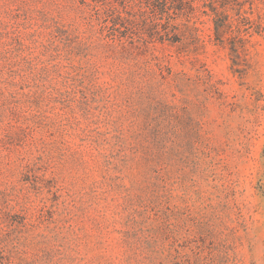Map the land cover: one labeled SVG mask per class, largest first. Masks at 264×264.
<instances>
[{
	"label": "rangeland",
	"instance_id": "1",
	"mask_svg": "<svg viewBox=\"0 0 264 264\" xmlns=\"http://www.w3.org/2000/svg\"><path fill=\"white\" fill-rule=\"evenodd\" d=\"M139 1L0 0V264H264V0L239 56Z\"/></svg>",
	"mask_w": 264,
	"mask_h": 264
},
{
	"label": "trees",
	"instance_id": "2",
	"mask_svg": "<svg viewBox=\"0 0 264 264\" xmlns=\"http://www.w3.org/2000/svg\"><path fill=\"white\" fill-rule=\"evenodd\" d=\"M207 3H204V7L206 6L209 11L212 14V24H213V37L214 40L217 41L220 44H224V41L228 39H224V35H227L228 33L232 34L230 36V48L231 51H233L237 56L243 54L245 55V44L247 43V39L244 38L245 34L249 29L253 27V20H251L249 17L245 16L242 12V9L245 5H248L249 8V15L252 14V5L253 0H207ZM125 0H121L122 7L125 9L126 4L124 3ZM142 2L144 3L145 7L149 9L152 13V16L156 19H160L158 16H161L162 14H166L168 19H171L172 17L169 15L170 10L175 11L177 13H184L186 12V15H190L193 13L195 7L194 2L195 0H140L138 2L139 7H141ZM125 4V5H124ZM234 10L235 16H236V22L237 24L234 25L233 21L230 20V17L228 16V11ZM107 13H110V17L113 19V32L108 35V38L110 41H121L120 37H118L114 33H119L121 31H118V25L125 29V31H128L126 25H121L122 20L120 19V14L117 10L114 8L108 9ZM258 19L261 20L262 18L258 16ZM115 20L117 22H115ZM124 21L127 22V20L124 19ZM132 22H129L128 25H131ZM163 33L169 34L167 31V28L163 29ZM253 32L256 34L264 32V26L262 25L261 21H258V23L254 26ZM132 33V32H130ZM154 37H159V39L164 36L162 33L157 30L153 29V32L151 34ZM123 44V42H122ZM122 51H124V48L122 47ZM123 57H121L122 59ZM124 59V58H123ZM122 59V60H123ZM125 60V59H124ZM121 64L124 68L125 76L126 78V88L129 90L135 91L133 95H137L139 100L144 102L149 110V102H152L154 100L153 96V90H152V77L151 74L146 73L143 71L140 67H132L127 62L121 61ZM170 75V73H168ZM178 74L174 77L173 82H178L180 80L184 79V74H181L182 78L177 77ZM151 78V79H150ZM162 79H165L162 77ZM208 81L211 82L210 77H207ZM179 86H176V88ZM210 89L212 90L211 93L213 95L218 94V89L216 88V85L214 83L210 84ZM154 102V101H153ZM160 102H155V104L158 106ZM155 105V107L151 108L155 110V113L158 112V107ZM156 130L153 129V132L151 133L152 140L155 143H158L156 141ZM3 235H0V259H5L6 261L9 259L10 255L6 251V246L4 245V238ZM8 262V261H7Z\"/></svg>",
	"mask_w": 264,
	"mask_h": 264
}]
</instances>
